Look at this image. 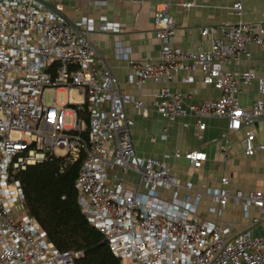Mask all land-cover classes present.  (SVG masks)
Instances as JSON below:
<instances>
[{
    "label": "built area",
    "instance_id": "2783aa9c",
    "mask_svg": "<svg viewBox=\"0 0 264 264\" xmlns=\"http://www.w3.org/2000/svg\"><path fill=\"white\" fill-rule=\"evenodd\" d=\"M168 6L159 2L154 9L153 30L160 44L157 60L138 64L135 77L139 84L148 79L161 83L152 108L168 121L192 115L199 129L207 117H225L229 130H243L246 155L256 150L264 155V129L257 139L254 128L257 121L264 122V76L250 69L234 74L224 66L249 58L252 45L264 51V22L255 28L240 20L221 25L209 48L182 49L171 43L176 28ZM242 6L241 0L231 5L236 15ZM55 7L38 0H0V264H76L83 256L82 251L62 252L46 238L36 219L26 213L21 184L14 178L16 172L50 156L69 163L81 159L74 183L77 202L113 256L132 264H264V232L227 235V228L197 220L193 213L201 193L177 197L179 190L190 186L171 174L167 156L135 153L123 103L132 101L143 116L149 107L123 94L108 67L96 66L97 49L86 38L92 23L81 18L74 28L59 4ZM101 28L118 29V24L105 22ZM209 31L204 26L201 34ZM194 67L204 83L219 91L218 96L185 102L180 92L170 89L178 69ZM240 81L257 85L258 96L247 107L239 102ZM72 86L83 96L81 102L58 104L54 96L53 103H44L46 88ZM66 114L72 116L69 124ZM223 140L225 152L226 134ZM56 149L64 153L57 155ZM175 156L200 167L206 153L176 150ZM112 167L133 173L136 185L132 188L121 180L110 184ZM220 183L209 195L222 207L230 195L227 178ZM165 192L172 195L164 199ZM232 200L244 208L256 207L264 222V185L247 194L236 190Z\"/></svg>",
    "mask_w": 264,
    "mask_h": 264
},
{
    "label": "crops",
    "instance_id": "0c3cea01",
    "mask_svg": "<svg viewBox=\"0 0 264 264\" xmlns=\"http://www.w3.org/2000/svg\"><path fill=\"white\" fill-rule=\"evenodd\" d=\"M60 6V12L70 25L78 28L81 18L88 19L92 26L86 32L87 40L98 53L96 66L108 67L116 76L121 92L133 99H139L149 107L148 114L143 116L132 101L123 103L138 156H152L163 159L164 156L170 172L180 179L189 190H179L177 197L200 192V200L194 210L197 220L217 223L227 228L232 235L241 230H248L254 236L264 232V222L258 209L254 206L244 208L235 203L232 196L236 190L244 194L257 190L264 185V155L260 150L249 156L244 153L243 130H229L225 117H207L205 127L199 129L192 115H181L173 121L162 117L152 106L160 82L148 79L142 83L135 81L137 65L146 60H157L159 40L153 30V14L157 3L167 2L169 12L174 19L175 32L171 36L173 46L182 49H207L211 38L218 34V27L237 20L255 28L264 22V0H241L242 11L236 15L232 10L234 0H45ZM189 2V4H185ZM56 8V7H55ZM58 10V9H57ZM105 22L117 23L118 29H103ZM204 26L210 27L209 33L201 34ZM200 39L202 45L199 44ZM119 49V50H118ZM251 56L238 61H227L224 66L234 74L243 69L253 70L264 76V51L257 45L250 47ZM126 52V57L123 53ZM172 91L180 92L185 102H199L206 98L218 96L219 91L202 81L198 67L178 69L169 83ZM238 98L241 105L247 107L258 96L255 81L238 83ZM166 126V130L164 127ZM254 128L261 137L264 122L257 121ZM229 142L225 152L221 146L223 135ZM201 149L206 158L200 167H194L175 152H188ZM108 182L114 184L123 181L134 187L137 177L131 173H122L117 168L108 170ZM226 177V189L229 198L224 206H219L210 198V192L221 187L220 179ZM171 192L163 193L168 199ZM120 264H132L130 259H120Z\"/></svg>",
    "mask_w": 264,
    "mask_h": 264
},
{
    "label": "trees",
    "instance_id": "16d2710c",
    "mask_svg": "<svg viewBox=\"0 0 264 264\" xmlns=\"http://www.w3.org/2000/svg\"><path fill=\"white\" fill-rule=\"evenodd\" d=\"M80 164L81 159L69 163L61 156H50L16 172L25 211L58 250L82 251L76 264H120L78 205L74 183Z\"/></svg>",
    "mask_w": 264,
    "mask_h": 264
},
{
    "label": "rangeland",
    "instance_id": "374dc122",
    "mask_svg": "<svg viewBox=\"0 0 264 264\" xmlns=\"http://www.w3.org/2000/svg\"><path fill=\"white\" fill-rule=\"evenodd\" d=\"M54 96L56 97V102L58 104H64L68 101L70 103H78L83 100V96L78 92V89L75 86H72L70 89L59 90L46 88L42 93V99L46 104L53 103ZM64 120L66 124H69L72 120V116L70 114H66ZM63 153V149H56L57 155H62Z\"/></svg>",
    "mask_w": 264,
    "mask_h": 264
},
{
    "label": "water",
    "instance_id": "95a60500",
    "mask_svg": "<svg viewBox=\"0 0 264 264\" xmlns=\"http://www.w3.org/2000/svg\"><path fill=\"white\" fill-rule=\"evenodd\" d=\"M39 2H42V3H44V4H46L47 6H49L50 8H52V9H55V7L52 5V4H50L49 2H47V1H45V0H38ZM61 13V12H60ZM62 14V13H61Z\"/></svg>",
    "mask_w": 264,
    "mask_h": 264
}]
</instances>
